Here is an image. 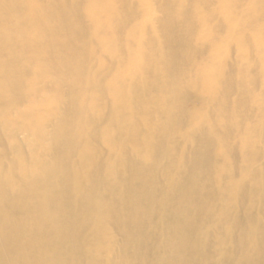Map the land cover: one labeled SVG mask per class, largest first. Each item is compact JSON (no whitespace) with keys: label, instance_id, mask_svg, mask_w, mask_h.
<instances>
[{"label":"bare ground","instance_id":"bare-ground-1","mask_svg":"<svg viewBox=\"0 0 264 264\" xmlns=\"http://www.w3.org/2000/svg\"><path fill=\"white\" fill-rule=\"evenodd\" d=\"M0 264H264V0H0Z\"/></svg>","mask_w":264,"mask_h":264}]
</instances>
